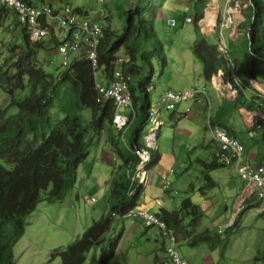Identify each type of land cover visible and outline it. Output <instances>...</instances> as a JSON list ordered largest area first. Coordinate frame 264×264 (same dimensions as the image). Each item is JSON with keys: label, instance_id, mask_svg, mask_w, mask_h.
<instances>
[{"label": "trees", "instance_id": "obj_1", "mask_svg": "<svg viewBox=\"0 0 264 264\" xmlns=\"http://www.w3.org/2000/svg\"><path fill=\"white\" fill-rule=\"evenodd\" d=\"M194 1L195 14L186 16L185 24L189 25L187 18L192 19L195 37L190 49L203 64L202 76L209 83L218 69L226 70L228 61L218 53L220 35L216 33V41L210 43L202 34L199 23L204 18L206 5L204 0ZM235 1L246 5L250 11L249 20L245 19L246 23H243L250 57V62L243 60L244 76L264 83V0ZM124 5L129 10L123 12L121 32L113 25L116 13L109 6L104 8L106 17L103 19L104 34L98 51V70L103 69L106 85L118 67L129 78L136 118L142 119L140 128L135 129L128 140L132 149L138 146L139 134L147 121L149 90L155 75L153 60L158 59L164 68L168 64L156 27L160 9L165 4L159 7L158 0H136L135 3L126 2ZM76 11L87 12L82 9ZM8 15L10 12L2 9L0 23ZM15 21L20 27L16 17ZM165 24L172 29L178 26L176 20L175 25L168 21ZM20 29L21 40L14 43L10 50L11 56L0 64V92H5L10 99L6 108L0 107V264H14V247L24 236L30 215L43 202L50 205L62 202L75 188L79 180L78 169L88 158L95 138L103 131L115 130L113 119L116 105L113 100L98 102V82L92 63L82 56L73 59L67 66L62 64L56 73H48L39 66L36 56L39 50L48 48L47 43L52 49L55 48L56 37L53 36L48 42L36 43L23 28ZM120 51L125 55L118 57ZM229 78L232 77L228 71L225 80ZM241 95L240 91L239 102ZM239 102H233L236 110L240 104H244L243 101ZM252 103L248 102L253 106ZM256 103L263 108L264 98ZM55 107L58 111L53 114L52 109ZM85 111L90 112L89 118L84 115ZM224 112L231 113L232 109ZM210 124L216 127L211 121ZM229 136L237 138L234 132ZM109 140L120 162L119 172L112 180L110 213L92 221L90 227L65 249L57 250L61 264H85L91 251L97 249L102 253L98 264H109L124 235L123 231L120 232L105 245L107 233L114 223L112 212L124 214L137 207L144 195L143 185L132 181L138 158L123 145L121 137L112 136ZM213 156V160H201V164H196L202 168V172L197 170L199 177L209 178L210 172L224 168L215 154ZM160 159V154L155 152L153 165L158 164ZM199 160L196 159V162ZM194 163L191 164L192 169ZM208 180L207 187H211L214 181ZM168 192L171 193V190ZM169 196L174 199L172 195ZM260 204L261 201L248 204L232 226L225 229L220 225L222 230L216 227L200 231L206 213L190 198H186L178 208L159 210L157 215L168 229L174 231L179 242L186 241L193 248L208 245L212 250L222 245L224 252L230 234L241 231L240 225L246 211L259 208ZM260 218L264 219V212ZM160 260V257H156L153 264H164ZM255 261L264 263V251H258Z\"/></svg>", "mask_w": 264, "mask_h": 264}, {"label": "rangeland", "instance_id": "obj_2", "mask_svg": "<svg viewBox=\"0 0 264 264\" xmlns=\"http://www.w3.org/2000/svg\"><path fill=\"white\" fill-rule=\"evenodd\" d=\"M135 1L136 0H62V3L64 5L69 3L73 8L82 9L90 12L91 14L98 13L102 8L109 6L113 9V13H116L113 25L116 27V30L121 32L124 25L123 12L125 9L129 10L127 5L124 4H126V2L132 4L135 3ZM32 2L34 6H37L42 1L33 0ZM48 2H50V4L55 8H59V5H61V1L59 2V0H48ZM158 4L159 7L165 4L164 8L162 7L160 9L159 18L161 19L157 20L156 27L159 41L163 44L165 49L168 66L164 68L158 59L153 60L155 75L149 90V100L151 105L157 104L160 97L168 91V88L170 87L176 92H180L182 88L187 90L190 89L191 80L197 83L198 79H200L199 70H202V72L204 71L203 64L195 58L192 51H190L192 43L188 45L189 40L186 38V28L190 30L189 34L194 35L192 33V24L184 25L185 17L195 14V1L166 0L165 2V0H158ZM204 4L206 5V8L202 26L203 31L207 34V36H210L215 32L218 33L220 21L222 22L224 18L227 19L229 16L227 10L231 5L228 4L226 0H204ZM238 5V11L232 15L234 17L232 27H230L229 30L225 29L224 31V39L226 44L229 43V54L232 57L231 59L234 65L235 73L238 76L243 77V60L244 62H250V57H248L249 48L247 32L243 23H246L245 19L246 21L249 20L250 11L247 9L245 10V8H241L240 4ZM130 8H132V6H130ZM209 9L215 13V18L214 22L208 26L206 18L207 10ZM169 17H173L177 21L178 26H176V28L172 29L171 27L166 26L165 21H167ZM20 37L21 29L17 26L14 15L10 14L7 18L1 20L0 64L11 56L10 50L14 43H19L21 40ZM57 37H60V34H58ZM210 38L213 39V37ZM210 38H208L209 42H211ZM47 45L48 48L39 50L36 60L39 66H41L44 70L48 73L54 74L62 68V58L56 50L52 49L51 45L49 46V43H47ZM183 48H185V52H182ZM176 51L181 53L180 55L185 57V59L183 60L180 55H175V53H177ZM123 55H125L123 51L118 53V57H122ZM188 55H190V57ZM75 56L77 55H73L72 58ZM197 65H199V69L195 70L194 68H196ZM189 68L193 69V75L184 79L183 73H185ZM102 76L103 69L98 70L96 75L98 83L103 82ZM197 84L200 88L206 87L210 96H214L216 93V90H214L213 86L210 84L205 85L204 82H199ZM260 89L264 92V88L260 87ZM9 101V96L5 92H0V107L6 108ZM184 105L185 104L179 105V108H184ZM215 105H218V100H215ZM226 107L229 110L232 109V112L229 113V110H227L228 113L224 112L223 114L226 116V119H233L231 122L236 129L237 139L244 143V153L250 151L249 157L253 158H256V156L257 158L258 156H264V136L259 134L257 135V138L255 139V143H257V145L255 146V151H252V144L250 143L253 137L249 134L248 128L245 126L246 123L250 124V122L243 117L244 115L240 113V110H236L232 103L229 102ZM213 108L214 107L212 106V109ZM244 108L246 107H242L241 109L245 111ZM249 110L253 111L251 109ZM57 111V107L52 109L53 114L57 113ZM120 113L130 114V109L121 107ZM84 115L89 118L90 112L85 111ZM212 115H214V112ZM170 116L171 112H164L166 126L158 132V140H161L167 150H170L168 152L170 155H173L174 153L176 154V160L178 162V165L175 167V172L177 173L171 179L173 184L175 183L176 190H180V194L176 197L173 196L176 201L174 206L178 208L186 198L194 199L195 195L200 193L202 190L204 192L207 191L206 195L209 197L217 195L219 200L214 204L211 202L207 203L210 212L209 216H207L205 220L209 221H206L204 227L215 228L218 224H222L224 226L229 223V220L223 221L221 216L222 208L226 205L223 201H226L230 211L234 208L231 213H234L236 216L242 206L249 204V199L241 195L242 192H229L225 185L223 186L221 184V188L207 187V180L204 179L203 181H200L201 178L197 175L196 159L199 158L202 151L196 146L198 143H203L204 140L202 139V136L205 137V142L209 143V136L205 134L204 131H199V129L194 131L196 135L192 137L183 134V132H180L179 129L182 130V125L188 124L189 122H181L178 127L179 129H177L170 122ZM240 118L243 119L244 124L241 123V125H236L235 121H239ZM141 121V117L136 118L132 125L125 130L124 136L126 140H130L134 130L140 128ZM208 121H206V124ZM151 127L152 124L144 126L143 131L141 132L142 139L144 138V135L149 132ZM102 133L95 138V143L91 146L90 157L81 164L79 170V180L76 188L73 189L62 202L52 205L45 202L41 203L37 207L36 211L33 212L27 219L28 224L25 229V234L14 247L15 264H61V259L60 256L57 255V250L65 249L74 240H76V235L81 236L86 229L90 227L91 222H89V219L93 220L94 216L101 217L104 215V213L99 209V206H86L83 202V197L86 194L96 196L95 198L97 200L103 196L102 192H96L93 190L92 185L94 184L93 188L95 189V185L98 184L96 181H101V184L99 185H102L105 189L107 185L106 181L110 178V174L113 170L109 161L104 159L103 156L101 162L99 161L100 163L98 162L96 164L95 161L96 157L100 158L102 155V151L98 148L103 147L104 136ZM109 133L111 137L114 136L118 138L120 136V133L114 129L107 130L105 132V134ZM180 140H183L184 142ZM97 145L98 147H96ZM173 149L175 151H173ZM153 151L154 150H152V152ZM160 154L163 156V151H161ZM209 158L210 156L208 157V160ZM172 161L173 159H171V162ZM192 163H194L193 169L191 168ZM93 165L95 166L92 171L91 166ZM185 169H189L190 171H186ZM225 170L226 169L221 168L219 171H216L219 174L216 178L214 176L218 174L214 172H210L208 177L212 179L215 178V180L221 178L223 179ZM226 171L228 172L230 170ZM154 177L156 178L157 176H154L153 171L150 170L148 181H150V183L154 181L155 183L156 180ZM189 186L191 187L190 192H188ZM76 194H78V197ZM236 194L239 196L237 197ZM220 204L221 207L219 206ZM250 204L254 203L250 202ZM76 212L77 220L75 221L73 213ZM229 215L230 213H227V216ZM257 218L258 216L256 211L253 212L252 209L247 211L242 222V226L244 224V228L238 233L233 235L230 234L227 243L228 245L226 244L224 252L222 251V245H219L218 249L214 250L213 253L210 254L209 247H206L203 251L202 248L192 249L182 241L179 243L178 248L180 255L182 258L185 255L191 264H202L201 260L205 255H208V262L213 264H255V261H250L249 259L257 256L259 250L264 251V232L259 230L261 225L264 226V220L262 222H258ZM128 223L129 222H127V224ZM127 224L124 225L122 222H116L110 233L106 236L107 241L105 245H108V240L116 238V236L122 232L123 227H125L124 237L120 242L117 255L111 264H151L154 259L153 256L157 252L158 247H156V245L157 243H160L162 239L159 231L154 228L148 229L145 226L140 225L137 230H133L131 232L126 226ZM252 226H255L251 231V233H254V237L251 236V233L250 235L247 233ZM146 239H149L150 243H147ZM220 252H223V258H221ZM158 254L162 256L163 251H158ZM101 256L102 253L99 249L92 250L87 256L85 264H98ZM164 259L166 258L164 257L162 260Z\"/></svg>", "mask_w": 264, "mask_h": 264}, {"label": "built area", "instance_id": "obj_3", "mask_svg": "<svg viewBox=\"0 0 264 264\" xmlns=\"http://www.w3.org/2000/svg\"><path fill=\"white\" fill-rule=\"evenodd\" d=\"M229 6L227 19L220 21L218 34L223 35L225 29L232 27L234 15L241 8L246 9V5L235 0H226ZM5 9L14 15L18 24L29 35L31 40L36 43L48 42L53 36L57 39L56 52L61 56L62 63L67 66L73 55H85L94 69L98 67L99 62V45L104 34L103 19L106 17V11L102 8L98 13L76 11L70 4H65L62 9H54L49 4H33L25 0H0V11ZM202 21L199 25L203 30ZM169 24L175 25V20H169ZM192 22V19H187ZM209 26V25H208ZM217 33V32H216ZM60 34V37L57 35ZM224 45V44H223ZM220 50L226 53L224 46ZM214 86L217 87L213 81ZM231 98H236L241 87H234L231 83L224 86ZM98 102L102 100H113L116 108L125 107L130 109L129 115L116 114L114 125L123 130L129 126L135 119L136 113L133 108L132 94L129 89V78L123 73L121 68H116L113 72L112 79L108 85L101 84L97 86ZM208 100L205 88L194 87L191 90L175 92L168 90L159 99L155 105H151L148 110L147 121L145 126L152 124L146 137L145 147L135 148L133 153L139 158L140 164L137 168L136 177L141 182L146 174V166L151 162V153L149 150L155 149L158 141V132L165 125L164 112L173 113L181 103L194 101L203 103ZM254 119L256 131L264 135V106L259 105L256 112H248ZM182 115V114H181ZM187 115L183 114L182 117ZM211 136L214 142L215 157L217 161L224 165H233L239 179L245 183L243 192L246 198H256L264 201V166L253 165L250 161L246 162L244 157V147L236 138L230 137L224 130L211 128ZM127 146V145H125ZM163 190L169 188V181L164 178ZM157 207L163 206L161 198L155 199ZM128 218L141 220L148 227L159 229L163 237L168 241L167 254L169 264H189L182 259L175 248L176 237L173 230L167 228V225L155 213L131 210Z\"/></svg>", "mask_w": 264, "mask_h": 264}, {"label": "crops", "instance_id": "obj_4", "mask_svg": "<svg viewBox=\"0 0 264 264\" xmlns=\"http://www.w3.org/2000/svg\"><path fill=\"white\" fill-rule=\"evenodd\" d=\"M26 1L29 2V3H31V4L33 3L32 2L33 0H26ZM38 1H42L39 4H49V5H51L50 2H48V0H38ZM59 2L62 3V0H59ZM59 8H60V5H59ZM55 9H58V8L56 7ZM169 19H173V17H169ZM176 25H178V24H176ZM184 25H185V23H184ZM185 30H186V34H187V40H189V44L188 45H190L191 43H193V41H194L193 38L195 37V35L189 34L190 33V30L189 29L186 28ZM192 33L194 34L193 29H192ZM190 51H191V49H190ZM176 52L177 53H175V55H180L181 54L178 51H176ZM182 52H185V48L182 49ZM180 56H181V58L183 60L185 59V57H183L182 55H180ZM188 56L190 57V55H188ZM167 66H168V64H167ZM194 69L195 70L196 69L198 70L199 69V65H197L196 68H194ZM199 74H200L199 75L200 79H198V82L197 83L204 82L205 85L206 84H210V83H206L205 82V80H204V78L202 76V70H199ZM190 75H193V69L192 68H189L185 73H183L184 79L185 78H189ZM244 77H246V76L238 77L239 81L242 82L245 85L244 86L245 87L244 88V91L242 92V95L240 96L241 97L240 98L241 99L240 102L239 101H230V99H228L225 96H223L222 95V92H223L224 89H223L222 84H220L218 88L215 87L214 85L210 84V85L213 86V89L216 90V93L214 94V96H212V95L210 96V94L208 93V90H207V94L209 96V100H210V104H211V112L212 113L214 112V115H212V113L210 115V121L213 122V125H215L216 127H219L221 129L225 130L229 134H232L233 132L236 134V129H235L234 125H232V122H231L233 119L232 120L226 119V116L223 113H224L225 110H229L226 107L229 104V102L232 103V104H233V102H239V104H240L241 101H243L244 104L242 106L246 107L247 109H245V111H243L241 109L242 106L240 104V106L237 107V110L238 111L240 110V113L244 115L243 117L250 122V124L249 123H246L245 126L248 128L249 134L253 138L256 139L257 138V134L253 130L249 131V129H252L253 120L250 117V115L248 114V111H249L248 109H251V110L252 109H254V110L257 109L258 110L259 108L257 107V104L252 103L253 104V106H252V105H249L248 102H250L251 100H256L258 102L261 101L262 98H263V96H262L263 94L259 92V90L257 88L259 86L256 87V85L254 83L253 84L249 83L246 80V78H244ZM102 81H103V84H106L107 83V81L104 79V77H103ZM259 82L262 85H264V83H262L261 81H259ZM197 83H195L193 80H191V83H190L191 84V87H190V89L192 87H194V86H198ZM172 89L173 88H171V87L168 88V90H172ZM186 90L187 89L182 88V90H180V92L181 91H186ZM215 100H218V105L217 106L215 105ZM184 104H185L184 105V108L181 109L178 106L177 107V111L173 115L171 114L172 116L169 117L170 122L177 129H179L178 127H179V125H180L181 122H189L188 124L182 125L183 129L182 130L179 129V131L180 132H183V134H186V135H188L190 137L196 135L194 131L197 130V129H199V131H201V130L204 131L205 134H207L209 136V143H206L205 142V137L202 136V139L204 140L203 143H198L197 146H196V147H198L199 150L202 151V153H200V155H199V158H197V159H200L197 163L201 164V160L207 161L209 156H210L209 159H212L213 160V157H214L213 155H214L215 148L213 147L212 139H211V136H210V134L208 132V129H207L208 122L206 124V121H208V118H207V114H208L207 113V104L197 103V102H194V101H190V102H187V103H184ZM212 106L214 107L213 109H212ZM187 111H189V114H188L189 117L188 118L181 119V118H179L177 116V114L185 113ZM235 123H236V125H241V123L244 124V121H243L242 118H240V120L239 121H235ZM105 132L106 131H104L102 133L103 136H104L103 147H98V145L96 146V147H98L102 151V155L100 156V158L99 157H96L95 158L96 164L99 161L101 162L102 156L104 157V159H107L108 160V158L113 153L112 152L113 147H112V144H111V142L109 140L110 137H111V135H110V133L109 134H105ZM236 136H237V134H236ZM145 137L146 136L144 135V138L142 139V134L140 135V137H139V144L140 145H144V143H145ZM255 139L254 140H251V143H250V144H252V147H251V150L252 151H255V148H256L255 146L257 145V143H255ZM180 141H183V140H180ZM94 143H95V141L93 142V145H94ZM157 150H158L159 154H160L161 151H163V154H162L163 156H161V154H160L161 159L158 162V164H156V167L153 168V170H152L154 176H157L156 178L154 177L156 181H155V183H154V181L152 183H150V181H148L149 183H148L147 188L145 190V194L141 198V206L144 209L149 210L151 212H158L159 211L160 208L158 209V207H156L154 205V199L161 198L163 196H164V207H163V209L172 210V209L176 208L174 206V203L176 202L175 199H171L170 196H169V195H172L173 196L174 193L172 191H174V190L176 191L175 183L173 184V181L171 180L172 181V191H171V193H169L167 195H164L163 192H162V189H161L163 176L167 175L168 172L170 171V169H172L174 171V174L172 175V177L177 173V172H175V167H176V165H178V162L176 160V154L174 153L173 155H170L168 153L170 150H167V148L164 146V144L162 143L161 140H158V142H157ZM173 151H175V150L173 149ZM198 153H199V151H198ZM249 153H250V151H249ZM171 159H173L172 162H171ZM259 159H260V161H262L264 159V157L263 156H258V158H257V156H256V160L259 161ZM94 166L95 165L91 166V170L92 171H93ZM80 167L78 169V174H79ZM196 168H197L198 172H202V168L200 166L199 167H196ZM223 169L230 170V171L227 172L225 170L224 171V174L225 175L223 176V179L221 178V179H217V180H215V178L217 176H219V174L216 171H219V169L213 171L214 173H217L218 175H215L214 176L215 177L214 179L211 178V180L214 181V183L212 184L213 186L211 185V187L221 188L220 186L222 184L223 186L225 185L226 188H227V190L229 192H231V193H237V192L241 193V191L243 190L244 184L240 180H238L236 178V176L234 175V172H233L232 167H226V168H223ZM114 170L115 169L112 170V173L110 174V178L106 181V184L107 185H106V188L105 189L103 188L102 185H99V184H101V181H96V183H98V184L95 185L96 186L95 189L93 188V185L94 184L92 185V189L93 190H95L96 192H102V194H103V196L99 199L98 205H97V206H99V209L103 213L105 212V210L109 206V200H110L111 189H112V180H113V178H116L115 177ZM172 177H171V179H172ZM78 178H79V176H78ZM199 178H201L200 181H203L204 179L207 180V181H209L206 176H204V177L203 176H200ZM104 183H105V179H104ZM209 184H211V183L209 182ZM190 191H191V187L189 186L188 192H190ZM178 192L180 194V190H178ZM206 194H207V191L204 192L202 190L200 193H198L197 195H195V198L194 199H192V201L194 203L198 204L205 211L206 216H205L204 220L206 219L207 216H209V212H210V209L207 206V203L208 202H211V203L214 204V203H217V201L219 200V198H218L217 195L214 196V197H211V196L209 197ZM237 195L238 194H236V196ZM90 196L91 197H96L94 195L93 196L90 195ZM195 199H197V200H195ZM223 202H225V201H223ZM219 206L221 207V204ZM221 212H222V215L221 216L223 218V221L229 220V223H230L232 221L233 214L229 210V208L227 206V203H226L225 207L222 208V211ZM227 213H230V215L227 216ZM103 216H101V217L94 216L93 220L94 221L99 220ZM204 220L202 222L203 223L202 224L203 227L201 228L200 231H203V230H206V229L210 228V227H204V224L206 223V221H209V220H205V221ZM223 221H221V222H223ZM257 221L258 222H262L260 219H257ZM125 224H127V223H125ZM126 226L129 228V231L132 232L133 230H137L139 228L140 224L139 223H136V224L128 223ZM254 227L255 226H252L251 229H249V231L247 232L248 235H250V233L252 231V228H254ZM210 229H213V227H211ZM259 230L261 232H264V226L261 225V227L259 228ZM253 235H254V233L252 232L251 233V236H253ZM146 241H147V243H150L149 242V239H146ZM183 242L189 248L194 249L193 247H190L186 241H183ZM163 243L164 242H163L162 239H161V242L160 243H157L156 247H158V248H157V252L154 254V256L156 254H158V251H160V250L162 251L163 250V247H164ZM227 243H228V241H227ZM206 247H209V246L208 245H202V246L197 247V248H202V251H203V250L206 249ZM209 250H210L209 251L210 254H212L213 251H214L211 248H209ZM194 252H197V251H194ZM158 255H160V254H158ZM222 255H223V252L220 254L221 258H223ZM163 256H164V253L162 254V257ZM207 257H208V255H205V256L202 257V260H201L202 261V264H213V263H209L208 262ZM256 257L257 256H254L253 258H251L249 260L250 261H255ZM183 258L187 259L185 257V255L183 256ZM255 264H264V263L263 262H256L255 261Z\"/></svg>", "mask_w": 264, "mask_h": 264}, {"label": "clouds", "instance_id": "obj_5", "mask_svg": "<svg viewBox=\"0 0 264 264\" xmlns=\"http://www.w3.org/2000/svg\"><path fill=\"white\" fill-rule=\"evenodd\" d=\"M26 1V0H25ZM27 2V1H26ZM67 4H69V3H67ZM63 6H64V4L63 3H61V5H60V8H58L59 10L60 9H62L63 8ZM53 7V6H52ZM54 8V7H53ZM55 9V8H54ZM58 9H56V10H58ZM76 9V8H75ZM104 9V8H103ZM105 10V9H104ZM204 17H205V9H204ZM161 19V18H160ZM187 19H190V18H187ZM204 19V18H203ZM169 20H172V19H168L167 21H169ZM189 24H192V22L190 23L189 22ZM202 34L203 35H205V37H206V39H207V41H208V38H210V37H213V39H211L210 38V40H211V42L212 41H216L215 39V34H216V32L214 33V34H211L210 36H207V34L202 30ZM209 42V41H208ZM210 42V43H211ZM218 53H219V56L220 57H222V58H224V59H226L228 62H227V68H226V70L225 69H218L214 74H213V76L211 77V80H210V84H212V85H214L213 84V81L216 83V85H217V88L219 87V85L220 84H222V86H223V89L225 88L224 86H225V84L226 83H231L234 87H235V85H238V87L240 86L241 87V89H240V91L241 92H243L244 91V84L242 83V82H240L239 81V79H238V77H241V76H236V73H235V69H234V65H233V63L232 62H230V60H231V56H230V54H229V50H230V47H229V45H227L226 44V42H225V39H224V33H223V35L221 36V38H220V36L218 37ZM224 44V45H223ZM222 46H224V48L226 49V53H224V52H222L221 50H220V48L222 47ZM54 50H56V46H55V48H53ZM82 56H84L85 57V55H82V54H79V55H77V56H75L74 58H71V60H70V63H71V61L73 60V59H75V58H81ZM227 56V57H226ZM86 58V57H85ZM69 63V64H70ZM99 63V62H98ZM63 64V63H62ZM68 64V65H69ZM64 65V64H63ZM94 68V67H93ZM95 71H96V73H95V76L97 75V72H98V67L95 69ZM228 71L230 72V75H231V77L232 78H229V80H225V76H226V74H228ZM103 77H104V75L102 76V79H103ZM244 78H246V80L249 82V83H251V84H255L256 85V87L257 86H259V87H257L258 88V90H259V92L260 93H262L263 95V98H264V92L260 89V87H262V88H264V85H262L258 80H255V79H252V78H250V77H248V76H246V77H244ZM97 79V78H96ZM105 79V78H104ZM239 81V82H238ZM101 84H103V82H100V83H98L97 84V86L98 85H101ZM107 84V83H106ZM194 87H199V86H194ZM194 87H192V88H194ZM216 87V86H215ZM191 88V89H192ZM203 88H205V87H203ZM237 88V87H236ZM191 89H189V90H191ZM205 90H206V92H207V89L205 88ZM174 91V90H173ZM188 91V90H187ZM239 91V92H240ZM167 92V91H166ZM176 92V91H175ZM181 92H183V91H181ZM222 95L223 96H225L226 98H228V99H230V101H237V99H238V95H239V93H238V95L236 96V98H231L229 95H228V92H227V90L226 89H224L223 90V92H222ZM207 96H208V94H207ZM262 98V99H263ZM253 103H255V104H257L256 102V100H251ZM188 102H190V101H188ZM184 103H187V102H184ZM184 103H181V104H184ZM204 104H207V118H208V120H209V117H210V115H211V104H210V100H209V96H208V100L206 101V102H203ZM180 104V105H181ZM150 106H151V104H150ZM179 106V105H178ZM177 106V107H178ZM242 107H244V106H242ZM257 107L259 108V106L257 105ZM133 108H134V106H133ZM244 109H247V108H244ZM249 110V109H248ZM253 111H250L249 110V112H256L257 111V109L256 110H254V109H252ZM134 111H135V109H134ZM177 111V108H176V110L173 112V113H171L172 115L175 113ZM130 113H131V111H130ZM136 113V112H135ZM116 114H120V115H129V113H120V108H116V113H115V115ZM183 114H185V115H187L186 117H182V115ZM181 114H177V116L179 117V118H181V119H183V118H188L189 117V111H187V112H185V113H181ZM115 115H114V117H115ZM171 115V116H172ZM252 118V120H253V125H252V129H254L253 131L258 135H261V136H264L263 134H260V133H258L257 131H256V129H255V127H254V119H253V117H251ZM136 120V117H135V119H134V121ZM166 121V120H165ZM133 123V122H132ZM132 123L129 125V126H127V127H125L123 130H119L115 125H114V128H115V130H117L119 133H120V136H119V138L121 137V141H122V143H123V145H127L126 147H128V149L130 150V151H132V153H133V151H134V149L135 148H140V147H145V145H146V137H147V135H148V133L147 134H145V143H144V145H140L139 144V140H138V146H135L134 148H132L131 149V147H130V145H129V142H128V140H126L125 139V136H124V132H125V130L128 128V127H130L131 125H132ZM113 124H114V119H113ZM145 126V125H144ZM164 126H166V123H165V125ZM163 126V127H164ZM211 128H213L212 127V125L210 124V120L208 121V126H207V129H208V132H209V134H210V136H211V132H210V130H211ZM215 128H219V127H215ZM214 129V128H213ZM219 129H221V128H219ZM223 130V129H222ZM225 131V130H224ZM104 132V131H103ZM226 132V131H225ZM227 133V132H226ZM228 134V133H227ZM140 135H141V132H140V134H139V137H140ZM229 135V134H228ZM231 137V136H230ZM211 139H212V136H211ZM237 139V138H236ZM238 140V139H237ZM239 141V140H238ZM158 142V141H157ZM240 142V141H239ZM212 143H213V147L215 148V146H214V142H213V140H212ZM241 143V142H240ZM243 145V144H242ZM243 147H244V145H243ZM152 150H154L153 152H152ZM215 150H216V148H215ZM150 151V153H151V157H152V159H151V162L146 166V174H145V177H144V180L141 182V180L138 178V177H136V173H137V168H138V166H139V164H140V160H139V158H138V164H137V166H136V169H135V171H134V174H133V176H132V181H135L139 186H142L143 185V191H144V194H145V190H146V188H147V185H148V176H149V171L150 170H153V168H155L156 167V165L154 166L153 165V155H154V153L155 152H158V150H157V144H156V148L155 149H151V150H149ZM112 152H113V149H112ZM159 153V152H158ZM214 154H215V151H214ZM112 155V158H111V156L108 158V161H109V163L113 166L112 168L113 169H115L114 170V173H115V175H117V173L119 172V166H120V162H119V160H118V158H117V156L114 154V153H112L111 154ZM249 152H247V153H244V157H245V161L246 162H248V161H250V163L251 164H253V165H263L264 166V159L262 160V161H260V159H259V161H257L256 160V158H253V157H249ZM89 156H90V154H89ZM88 156V157H89ZM87 160V159H86ZM85 160V161H86ZM84 161V162H85ZM81 166V165H80ZM224 166V168H226V167H232V169H233V172H234V175L236 176V178L238 179V180H240L239 179V177L237 176V174H236V172H235V167L233 166V165H223ZM174 174V171L172 170V169H170V171L168 172V174L167 175H165V176H163V179H162V187H161V189H162V192H163V194L164 195H167V194H169V192H168V190L170 189L171 191H172V189L170 188V185H172V181H171V177H172V175ZM167 178L168 179V181H169V183H170V185H169V188L166 190V191H164L163 190V185H164V178ZM209 179V178H208ZM211 179V178H210ZM241 181V180H240ZM242 182V181H241ZM243 184H244V187H243V190L241 191L242 192V194L241 195H243L244 196V194H243V192H244V190H245V183L244 182H242ZM77 185V184H76ZM75 188H76V186H75ZM74 188V189H75ZM175 191V190H174ZM134 193V192H133ZM174 193V192H173ZM179 192H178V190H176L175 191V193H174V195H177ZM239 195H237V197H238ZM111 197V196H110ZM245 198H246V196H244ZM111 199V198H110ZM157 199V198H156ZM161 199L163 200V206L162 207H158V209L159 210H161V209H163V207H164V196L163 197H161ZM172 199V198H171ZM244 199V198H243ZM249 199V201H248V203L250 204V202H253V203H256L257 201H261V204H260V207L259 208H256V209H252L253 210V212H255L256 211V214H257V216H258V218L257 219H260L261 221H263L264 219H262V218H260V215H262V213L264 212V201H262V200H257L256 198H248ZM98 201L99 200H97L95 197H91L89 194H87V195H85L84 197H83V202L87 205V206H97L98 205ZM110 201V200H109ZM154 201H155V199H154ZM225 204H226V201L224 202ZM90 204V205H89ZM154 205H155V202H154ZM244 205V204H243ZM248 206V204L247 205H245V206H242V208L238 211V213L236 214V216H235V214L234 213H232L233 214V216H232V221L230 222V223H227V224H225L224 226L221 224V226L222 227H224L225 229L226 228H228V227H230V226H232L233 224H234V222L236 221V219L239 217V215H240V213L242 212V211H244V209H245V207H247ZM234 209V208H233ZM232 209V210H233ZM131 210H142V211H147V212H151V211H149V210H146V209H144L142 206H141V199H140V204L137 206V207H135V208H131V209H129L128 211H126L124 214H119V213H117V212H112L113 214H112V219L114 220V223H113V225L116 223V222H122L124 225H125V223H127V222H129V223H131V224H136V223H139L140 225H142V226H145L146 228H148V229H152V228H154V229H157V228H155V227H148V226H146L145 225V223L143 222V221H141V220H135V219H132V218H128L127 217V215H128V213L131 211ZM232 210H231V212H232ZM108 212H109V206H108V208L105 210V212H104V216L106 215V214H108ZM159 212V211H158ZM158 212H152V213H155L156 215H157V213ZM110 213V212H109ZM246 213H247V211H246ZM245 213V214H246ZM73 216H74V219H75V221L77 220V212L76 213H73ZM103 216V217H104ZM158 216V215H157ZM235 216V217H234ZM245 216V215H244ZM234 217V218H233ZM89 218V217H88ZM243 219H244V217H243ZM94 221V220H93ZM89 222H92V219H89ZM242 222H243V220H242ZM258 224V223H257ZM76 226V225H75ZM220 225L218 224L216 227H218L220 230H222L220 227H219ZM215 227V228H216ZM77 228L79 229V227L77 226ZM113 228V226L110 228V229H112ZM244 228V224H243V226H242V223H241V225H240V230H242ZM125 227H123V229H122V231H123V234L125 233ZM158 231H159V229H157ZM111 231V230H110ZM110 232H108L107 234H109ZM159 233H160V235H161V238H162V240H163V245H164V247H163V253H164V256L162 257L161 255H158V254H156L155 256H153V260H152V263L151 264H153L154 262H155V259H156V257H160V259L162 258H166V259H164V260H160V262H163L164 264H169V257H168V254H167V246H168V241H167V239L165 238V237H163V235H162V233L159 231ZM235 234V233H234ZM78 235H76L75 237H77ZM123 237H124V235H123ZM123 237H122V239H123ZM176 237V236H175ZM225 238V237H224ZM122 239H121V241H122ZM120 241V242H121ZM228 241V240H227ZM179 241H178V239H177V237H176V243H175V248H176V250H177V252L179 253V255H180V252H179V250H178V248H179ZM119 245H120V243H119ZM118 248H119V246H118ZM118 248H117V251H118ZM117 251H116V253H115V256L113 257V260L115 259V257H116V255H117ZM158 255V256H157ZM180 257H181V255H180ZM182 258V257H181ZM182 259H184V260H186L189 264H190V262L187 260V259H185V258H182ZM113 260L109 263V264H111L112 262H113ZM154 261V262H153ZM14 264H15V261H14ZM150 264V263H149Z\"/></svg>", "mask_w": 264, "mask_h": 264}, {"label": "bare ground", "instance_id": "obj_6", "mask_svg": "<svg viewBox=\"0 0 264 264\" xmlns=\"http://www.w3.org/2000/svg\"><path fill=\"white\" fill-rule=\"evenodd\" d=\"M215 13H213L210 9L207 10V18H206V21H207V24L210 25L211 23L214 22V18H215Z\"/></svg>", "mask_w": 264, "mask_h": 264}]
</instances>
